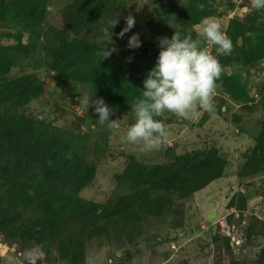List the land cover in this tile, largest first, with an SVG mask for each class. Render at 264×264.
<instances>
[{
	"label": "rangeland",
	"instance_id": "374dc122",
	"mask_svg": "<svg viewBox=\"0 0 264 264\" xmlns=\"http://www.w3.org/2000/svg\"><path fill=\"white\" fill-rule=\"evenodd\" d=\"M78 1L49 0L44 23L35 36L24 32L23 42L36 43V49L29 57L17 55L15 66L5 78L37 73L44 92L23 107L5 105L2 113L8 117L22 115L34 123L42 122L55 128L86 161L93 162L96 177L80 196L87 203L95 202L100 206L142 191L143 188L123 178L137 163L165 165L180 155L212 148L227 160L223 177L189 198L162 190L152 191L153 198L167 201L168 208L163 214L152 215L140 204H134L125 213L101 219L97 231L95 228L87 233L83 249L79 250L82 257L78 263L259 264L264 248V168L254 174L241 175L240 172L255 155L262 130L264 60L239 68L248 90L245 100H233L217 83L214 113L199 107L188 118L165 113L172 120L165 125L164 145L159 150L143 153L139 146L122 140L134 117L114 112L111 118H119V127L113 130L94 124L93 117L98 114L91 106L85 109L81 102L89 93V85L74 80L60 82L55 78L57 72L46 64L47 53L56 45L59 31L72 34L65 20L70 5ZM101 1L103 6L98 8V18L77 37L104 49H115L112 51L115 63L122 55L135 52L147 43L158 42V37H168L172 31L186 29L195 37L201 26V23L189 25L187 21L185 12L190 0ZM215 9L212 17L222 24L225 33L234 19L256 14L261 17L260 22L264 20V9L253 10L251 0H215ZM129 13L135 18V25L120 38L117 34L126 26L125 17ZM115 19L118 23L112 28ZM19 30L8 20L1 21L0 44L16 43L12 35ZM134 33L139 34L141 46L132 49L127 45ZM206 47L212 55L221 56L215 46ZM223 69L222 74L232 72L230 67ZM2 165L3 160H0V167ZM2 191L0 178V196ZM33 209L18 208L23 215L14 232L0 230V264H25L23 250L33 245H40L43 251L37 264H70L68 253L75 246L65 245L64 237L51 238L49 233L42 236L28 230L34 221ZM72 252L70 256H74Z\"/></svg>",
	"mask_w": 264,
	"mask_h": 264
},
{
	"label": "trees",
	"instance_id": "16d2710c",
	"mask_svg": "<svg viewBox=\"0 0 264 264\" xmlns=\"http://www.w3.org/2000/svg\"><path fill=\"white\" fill-rule=\"evenodd\" d=\"M48 2L0 0V22L8 20L20 28L12 35L16 43L0 44V76L3 77L0 80V160H3L0 167L3 189L0 230L14 232L23 215L18 208L33 207L34 221L28 230L42 236L49 233L51 238L64 237L65 245L75 246L71 250L74 256L68 253L70 264H79V257H82L79 250L83 249L87 233L95 228L97 231L101 219L125 213L134 204H140L152 215L163 214L168 208L167 201L153 198L152 191L162 190L189 198L223 177L227 160L212 148L180 155L170 164L137 163L123 174V178L129 179L135 187L143 188L141 192L103 206L87 203L80 193L96 177L94 163L86 161L55 128L42 122L34 123L22 115L8 117L1 111L9 104L23 107L44 92V84L37 73L8 79L5 76L15 66L17 55L29 57L34 53L37 44L23 42L24 32L35 36L44 23ZM198 4L205 5L203 11L198 9ZM102 6L101 0H79L70 5L65 23L72 34L58 30V41L47 53L46 64L57 72L56 80L88 84V96L103 98L113 113L134 117L130 105L134 98L141 97L143 81L155 66L160 48L158 42L147 43L135 52L122 55L117 63L113 61V52L109 58L101 59L104 48L85 42L77 35L98 18V8ZM215 12V0H190L185 15L189 25H197L203 18L214 16ZM260 18L255 14L242 20L234 19L226 32L233 44L232 53L218 58L222 67H230L232 72L222 74L216 83L236 101H243L248 96L239 68L264 60V20L260 22ZM174 32L168 37L171 38ZM177 32L182 36L189 34L186 29ZM70 38L71 43L68 42ZM261 103L264 108V94ZM156 119L162 120L164 126L172 120L169 117ZM93 123L98 124V115L93 117ZM263 168L264 120L255 155L248 159L240 173L254 174ZM259 264H264V248Z\"/></svg>",
	"mask_w": 264,
	"mask_h": 264
},
{
	"label": "clouds",
	"instance_id": "9594fccd",
	"mask_svg": "<svg viewBox=\"0 0 264 264\" xmlns=\"http://www.w3.org/2000/svg\"><path fill=\"white\" fill-rule=\"evenodd\" d=\"M203 11L204 4H198ZM253 10L264 9V0H251ZM126 26L117 34L123 38L135 25L131 13L125 17ZM118 20L112 24V28ZM160 48L155 66L148 71L143 81L141 97L134 98L131 110L134 116L122 137L123 142L137 145L143 153L159 150L166 140L164 123L156 117L167 119L165 113H172L181 118H188L197 108L212 114L216 110L214 97L217 80L224 69L217 56L212 55L206 45L216 47L220 55H231L233 44L223 31L222 24L213 17H205L197 30L196 36L183 35L175 31L171 38L158 37ZM71 43V38L68 41ZM129 48L141 46L139 34L134 33L128 39ZM115 49L105 48L101 59H107ZM131 60V57L128 58ZM81 102L85 109L91 106L98 114V123L109 130L119 127V118L112 119V108L103 98L84 95ZM43 251L40 245L25 248L22 258L25 264H37Z\"/></svg>",
	"mask_w": 264,
	"mask_h": 264
}]
</instances>
